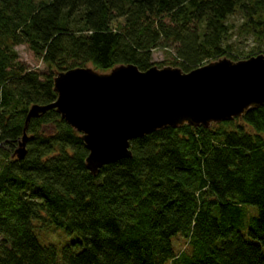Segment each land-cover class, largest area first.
Listing matches in <instances>:
<instances>
[{
	"label": "trees",
	"instance_id": "trees-1",
	"mask_svg": "<svg viewBox=\"0 0 264 264\" xmlns=\"http://www.w3.org/2000/svg\"><path fill=\"white\" fill-rule=\"evenodd\" d=\"M238 12L263 30L264 0H0V264H264V106L132 140V156L97 176L55 109L26 126L33 106L57 101L62 72L147 71L159 49L186 73L239 61L228 44ZM19 45L48 72L20 62ZM48 226L78 239L42 245Z\"/></svg>",
	"mask_w": 264,
	"mask_h": 264
},
{
	"label": "water",
	"instance_id": "water-1",
	"mask_svg": "<svg viewBox=\"0 0 264 264\" xmlns=\"http://www.w3.org/2000/svg\"><path fill=\"white\" fill-rule=\"evenodd\" d=\"M54 83L57 101L33 106L26 126L55 109L82 134L87 168L97 176L103 167L132 156V140L166 127L209 128L264 106V55L221 59L189 73L156 66L141 71L133 64L106 73L76 68L59 73ZM27 140L25 132L18 159L26 155Z\"/></svg>",
	"mask_w": 264,
	"mask_h": 264
},
{
	"label": "rangeland",
	"instance_id": "rangeland-1",
	"mask_svg": "<svg viewBox=\"0 0 264 264\" xmlns=\"http://www.w3.org/2000/svg\"><path fill=\"white\" fill-rule=\"evenodd\" d=\"M261 19L264 22V13L262 14ZM228 23L231 26V32L230 35L228 36V44L230 46L231 51H233L232 53L236 57H239V61L246 60L249 56L255 57L256 55L258 56L259 54L264 55V24L259 25V27L263 28V30L258 29L257 31L255 30L253 33H251L248 27L246 28L245 26L243 28V26L245 25V21L242 18V14L240 12L230 17ZM15 50L19 55L20 62L26 65L29 69L37 71L42 74L48 72V67L33 54V52L29 49L27 45L16 46ZM172 57H173L172 51H164L159 49L154 52L153 62L155 63V66L158 68L163 65H165V67L176 68L172 66L170 63L172 62ZM226 58L227 57H223L221 59H226ZM89 68L95 69L93 65H89ZM36 231H37L38 239L42 245H54L57 248L65 247L71 244L76 239H78V236L68 235L65 230L60 228H55L54 226H48L41 229L37 228ZM1 239L2 238L0 236V242ZM178 245H179V251L182 250L186 245L185 240L183 238H179ZM74 249L76 252H78L81 249V247L77 245L74 246Z\"/></svg>",
	"mask_w": 264,
	"mask_h": 264
}]
</instances>
